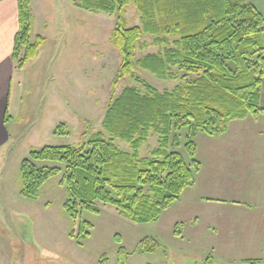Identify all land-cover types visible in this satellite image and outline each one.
I'll return each instance as SVG.
<instances>
[{
	"label": "rangeland",
	"instance_id": "rangeland-1",
	"mask_svg": "<svg viewBox=\"0 0 264 264\" xmlns=\"http://www.w3.org/2000/svg\"><path fill=\"white\" fill-rule=\"evenodd\" d=\"M34 11L37 30L40 20L45 24V43L37 60L14 77L18 117L8 125L12 146L0 150V264H120L121 247L126 264H264V114L232 121L219 136L197 132L194 184L154 222L131 223L99 204V213H83L92 228L78 244L69 237L77 227L63 208L61 175L44 184L36 200L20 195V165L31 149L80 145L102 131L121 59L109 40L114 15L86 12L70 0H34ZM123 17L128 27L140 24L132 6ZM164 47L146 37L137 58ZM134 78L159 92L178 84L138 68L119 83L115 96L140 87ZM59 124L69 136L53 135ZM187 133L171 136L169 150L189 163ZM159 139L149 137L140 155L148 157ZM115 144L129 151L127 144ZM142 241L156 242L157 251L142 252Z\"/></svg>",
	"mask_w": 264,
	"mask_h": 264
},
{
	"label": "trees",
	"instance_id": "trees-1",
	"mask_svg": "<svg viewBox=\"0 0 264 264\" xmlns=\"http://www.w3.org/2000/svg\"><path fill=\"white\" fill-rule=\"evenodd\" d=\"M70 1L86 12L115 16L109 40L121 59L110 84L112 99L102 131L80 145L31 149L21 162L19 178L20 195L36 200L39 189L61 175L63 208L77 227L69 237L80 244L92 228L82 215L99 213V204L112 206L131 223L157 221L194 184L200 165L193 141L197 132L219 136L232 121L264 114V18L249 0ZM131 6L140 24L128 27L123 15ZM17 11L12 59L22 70L38 57L45 39L31 40L30 0H17ZM146 37L165 47L139 59L136 50ZM138 68L178 84L159 92L134 78L140 87H126L115 96L119 83L133 78ZM183 129L188 132L184 150L189 163L169 150L170 137L175 140ZM53 135L69 136L65 124H59ZM152 135L159 136L158 147L142 157ZM116 140L127 144L129 151L119 149ZM150 243L142 241L141 251L156 252L158 244ZM127 259L128 253L119 248L118 262L126 264Z\"/></svg>",
	"mask_w": 264,
	"mask_h": 264
},
{
	"label": "crops",
	"instance_id": "crops-1",
	"mask_svg": "<svg viewBox=\"0 0 264 264\" xmlns=\"http://www.w3.org/2000/svg\"><path fill=\"white\" fill-rule=\"evenodd\" d=\"M249 2L257 8L264 18V0H249ZM30 9L32 14L31 40H33L36 36L43 37L45 24L40 20V31L37 30L34 0H30ZM18 27L17 0H0V150L5 147L8 150L12 146L8 125L18 117H15L17 108L13 97V80L27 65L22 70H17L12 59L14 39L18 32ZM262 88L264 90V80ZM263 102L261 90V105ZM6 116L8 118L5 123Z\"/></svg>",
	"mask_w": 264,
	"mask_h": 264
}]
</instances>
